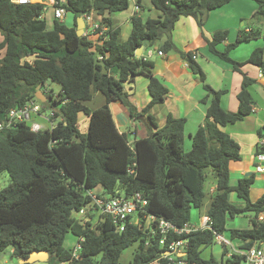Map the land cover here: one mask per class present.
Returning a JSON list of instances; mask_svg holds the SVG:
<instances>
[{
	"label": "trees",
	"instance_id": "obj_1",
	"mask_svg": "<svg viewBox=\"0 0 264 264\" xmlns=\"http://www.w3.org/2000/svg\"><path fill=\"white\" fill-rule=\"evenodd\" d=\"M230 1L150 0L158 16H132L129 36L121 41L120 29L112 28L103 16L127 10L129 0H66L63 7L73 14L72 26L55 20L50 29L40 19L41 5L0 0V122L11 109L38 101V86L43 94L50 83L60 87L57 98L50 94L43 103L54 107L52 129L34 133L19 123L0 130V174L6 171L10 178L9 185L0 190V253L8 250L11 258L24 259L32 251H46L49 264H120L123 251L136 244L129 264H151L163 255L171 240L186 239L187 250L180 258L187 264H244L246 251L264 247V222L256 220L264 214V193L255 202L250 200L252 176L230 186L229 164L241 159L240 148L220 129L252 113L255 102L249 89L254 80L242 67L251 64L264 74V48L253 50L245 62L234 61L229 52L239 43L260 37L261 32L240 30L236 41L223 51L216 46L227 39L226 31H216L208 42L213 55L243 76L235 113L222 109L224 91L213 90L193 55L180 52L172 40L180 17H192L201 27L211 10ZM252 1L257 5L253 17H264V0ZM137 5L140 7L141 0ZM80 14L102 17L99 24L111 29L108 40L94 51L90 40L77 36ZM156 42H160V52H178L206 91L200 100L207 104L205 120L189 136V149L185 148L184 118L167 114L165 124L158 127L155 118L148 115L147 136L132 143L126 134L119 133L113 120L112 102H120L130 118L138 120L165 100L168 89L155 77L153 62L143 55L135 56L139 46L148 49ZM98 55L105 58L98 60ZM139 75L147 79L150 97L141 112L125 88ZM96 93L105 101L91 110L86 103ZM81 114L88 119L85 134L78 129ZM263 134L264 128L258 131L259 139ZM261 153L264 146L257 143L255 155ZM211 186L215 188L212 193ZM97 189L110 196L139 193L147 201V214L177 228L190 223L191 210L202 211L208 200L205 215L211 229L188 235L170 233L163 246L159 236L152 238L148 229L126 225L118 232L108 219L91 230V217L81 220L75 214L90 206L86 192ZM230 192L245 206L232 205L227 199ZM249 212L253 213L251 228L226 227L228 219ZM69 233L84 237L79 260L71 259V249L63 247ZM215 234L228 240L231 248L220 245L219 261L213 256L204 259L201 251L215 245ZM234 244L237 246L232 249ZM159 264H167L166 259H160Z\"/></svg>",
	"mask_w": 264,
	"mask_h": 264
},
{
	"label": "crops",
	"instance_id": "obj_2",
	"mask_svg": "<svg viewBox=\"0 0 264 264\" xmlns=\"http://www.w3.org/2000/svg\"><path fill=\"white\" fill-rule=\"evenodd\" d=\"M245 1L246 0H231L228 4L211 10L201 27L198 26L197 22L192 17H180L175 23L172 31V40L176 48L182 53H191L195 55L194 60L204 73L205 82L213 90L224 91L220 99L222 109L226 112L233 113L238 110L237 94L240 91L243 76L238 72H234L229 63L213 55L208 50V42L211 41L216 31L227 32V39L216 46L218 51H223L228 44L236 41L238 32L241 30V25L243 24L242 20L247 19L250 15L253 16L257 10L256 3ZM134 5H137V0H133V7L127 17L128 19H126V23H130L133 14L139 15L143 10L142 0L136 14L133 10ZM244 5H246L245 10L242 9ZM113 14L106 13L103 17L111 21L112 28H119L121 31L123 22L114 23L112 19ZM92 18L97 23H101V20L104 19L99 16H92ZM254 18H257L258 24H260L261 27H264V17ZM251 29L261 32L260 28L255 25L245 28L246 31H250ZM90 40L94 45L99 43L96 36H91ZM120 40L125 41L121 38ZM261 40L262 38L260 35V37L256 39L239 43L229 52L230 58L236 62H245L253 50L256 48H264L261 47V45L258 47L256 45ZM253 43L256 44L253 45ZM157 52H159L158 48L154 49L151 47L144 49L142 55L153 62V73L155 77H157L168 89L165 100L161 104L154 105L149 109L147 114L140 116L138 120L130 118L129 112L120 102H112L110 104V109L113 120L119 133L126 134L128 141L132 143L136 139L147 136L148 115L155 118L158 127H162L165 124L167 114H171L174 118H184L186 121L184 128L186 145V142H190L189 136L195 133L204 123L207 104L201 103L200 100L206 96V91L203 89L202 82L191 73L187 63L181 58L178 52H162V56H159ZM242 72L247 77L254 80V83L249 89L255 102L252 107V113L244 117L243 120L225 127H220V129L229 134L240 148L241 159L229 164V184L230 186H235L241 178L254 177V182L249 190V198L252 202H255L264 193V160L261 162L263 171H255V146L260 140L258 131L264 128V74L259 68L251 64L244 65L242 67ZM140 84L142 85L141 88L139 87ZM48 85H51V83ZM58 88L60 90L59 86ZM125 88L130 93L131 103L136 108L137 112H141L150 101L147 92V79L139 75L134 79L133 83L126 84ZM100 101L101 103L103 102V100ZM88 103L89 102L86 103L87 106ZM83 122L85 123L87 131V117L84 116V118L80 120L79 116L78 127L79 124ZM124 124H130L126 133L120 130V127ZM152 130L155 131L154 128H152ZM214 189V186H211L209 192L212 193ZM227 199L237 208L245 206V202L239 199L235 192H230L227 195ZM208 203L207 200L202 211L196 209L191 210V225L197 227L200 224L201 218L206 216L205 212ZM193 211L196 212V215H193ZM261 215L264 217V214ZM238 217L244 219L245 224L242 229L251 228V219L253 218L252 212L236 216L233 219H228L226 227L228 228L229 223L231 221L234 223ZM235 246H237V244H234L232 249L235 248ZM210 247L211 246L202 249L201 257L202 252H205V257L208 259L213 256ZM228 256L229 254L226 257Z\"/></svg>",
	"mask_w": 264,
	"mask_h": 264
},
{
	"label": "built area",
	"instance_id": "obj_3",
	"mask_svg": "<svg viewBox=\"0 0 264 264\" xmlns=\"http://www.w3.org/2000/svg\"><path fill=\"white\" fill-rule=\"evenodd\" d=\"M16 5H31L39 4L42 6V15L40 19L46 21V16L50 15L52 21L62 22L65 18L67 11L63 7L66 0H9ZM134 13L138 12L139 6L134 5ZM134 16V14L132 15ZM85 27L82 36L90 40L91 36H96L99 43L92 47L94 51L95 46H101L109 38L111 29L106 26H101L95 22L90 15H83ZM159 56H162V52H157ZM107 56V55H106ZM98 60H103L104 55H98ZM195 59V55L192 56ZM53 95L57 98L58 94L53 93L52 89L45 90V96ZM62 103H65L62 102ZM43 103L35 100H31L20 107L11 109L6 118L0 122V130L14 127L15 125L22 123L25 124L31 132L37 133L46 129H52L54 122L51 120L53 116L52 107H49L48 114L44 115ZM40 120H44L47 124L42 123ZM259 144L264 146V135L259 140ZM264 160V153L255 155V171L262 172L261 162ZM86 196L90 198V206L81 209L77 214L80 215L81 220L91 217V230H95L96 226L105 220H110L115 226L116 231L123 232L126 225H134L139 229H148V233L152 238L159 236V244L163 246L169 238L170 233L176 235H188L191 232L197 230L211 229L210 219L207 216H203L200 220V224L196 227L190 223L184 224L181 228H177L163 219H157L152 215L147 214L146 205L147 201L141 197L139 193H135L130 196L117 195L110 196L102 194L101 192H95L90 190L86 192ZM257 221L264 222V217L260 214ZM84 241L83 236L76 238L74 246L71 249V259L79 260L81 256L82 243ZM215 244L231 246L229 241L222 235L215 234ZM187 250V240L178 239L171 240L167 244V248L163 255L155 262L151 264H159L160 259H166L167 264H187L180 254ZM63 264V263H62ZM244 264H264V248H251L245 252Z\"/></svg>",
	"mask_w": 264,
	"mask_h": 264
},
{
	"label": "rangeland",
	"instance_id": "obj_4",
	"mask_svg": "<svg viewBox=\"0 0 264 264\" xmlns=\"http://www.w3.org/2000/svg\"><path fill=\"white\" fill-rule=\"evenodd\" d=\"M245 2H253L255 4V2L252 0H246ZM142 5H143L142 6L143 10L141 11V13H139L140 17H142L143 19H146V18H156L158 16V13L152 8V6L150 4V0H142ZM132 7H133V0H129V7L127 10H124V11H121V12H118V13L112 15V19L114 20V23L123 22V25L121 26V31H120V38L122 40H125L128 37L130 30H131V24L129 22L126 23V19H128L127 17L131 12ZM242 9L245 10L246 5H244L242 7ZM260 17H263V16H259V18ZM242 22H243V24L241 25V30H245L246 27L253 26V25L260 28L262 40L260 42H258L257 44L253 43V45L256 44L257 47L259 45H261V47H264V27H261L260 24H258L257 18H254L253 16L250 15L247 19L242 20ZM46 23H47V27L50 29L52 26V19H51L50 15L46 16ZM63 23H65L67 26H72L73 14H71L70 12H67L65 15V18L63 20ZM1 41H2V36H0V42ZM159 44H160V42H156L153 45V48L157 49L159 47ZM231 56H232V54H231ZM139 87L141 88L142 85L140 84ZM49 88H51L53 93H55V94H57L59 91L58 86L54 85V84L48 85L45 89L48 90ZM100 100H103V102L101 103ZM104 101H105L104 96H102L101 94L98 93L88 103V107L91 109H96V108L100 107L104 103ZM49 107L50 106H45V108H43L44 115L48 114ZM82 118H84V115L81 114L80 120H82ZM39 121H41L44 124H47L45 121L43 122V120H39ZM129 127H130V124H128V125L124 124L120 127V130L126 133L127 130L129 129ZM78 129H79L80 133L85 134L86 133L85 123L83 122V123L79 124ZM129 143H131V142H129ZM185 147H186V149H189L190 148V142H186ZM9 183H10V178H9L8 173L6 171L2 172L0 174V190L7 187L9 185ZM98 191H100V190H98V189L95 190V192H98ZM193 215H196L195 211H193ZM75 217L77 219H81L80 215H78V214H75ZM244 224H245L244 219L238 217L234 223H232V221L229 223L228 229H236V228L242 229L244 227ZM226 236H227V234H225V237ZM75 241H76V238L69 233L65 238V241L63 243V247L65 249H72ZM228 247L231 248L230 246H228ZM135 248H136V244H134L133 246H131L128 249L123 251V253L120 257V264H129L130 263V261L133 258ZM210 249L213 253V257L217 261H219L220 255H221V247L219 245H212L210 247ZM7 253H8V250L3 252V253H0V264H18V259L17 258H11L9 255H7ZM1 256H2V258H1ZM205 256H206L205 252H202V257L206 258ZM206 259H208V258H206ZM10 260L12 261L11 263H10ZM31 264H49V263L38 261L35 263H31ZM63 264H68V263H63Z\"/></svg>",
	"mask_w": 264,
	"mask_h": 264
},
{
	"label": "water",
	"instance_id": "obj_5",
	"mask_svg": "<svg viewBox=\"0 0 264 264\" xmlns=\"http://www.w3.org/2000/svg\"><path fill=\"white\" fill-rule=\"evenodd\" d=\"M85 27V23L83 20V14H80L77 19H76V32L77 36L80 37L83 34V30ZM144 46H139L136 51H135V56L140 57L142 56V53L144 51ZM35 98L41 102V103H46L48 102V98L41 92L40 86L37 87V92L35 94ZM9 255V253H7ZM181 256L184 255V253L180 254ZM2 258V256H1ZM49 258V255L46 251H32L29 253L27 258L24 259H18V264H31L35 262H47ZM12 261L10 260V263Z\"/></svg>",
	"mask_w": 264,
	"mask_h": 264
}]
</instances>
